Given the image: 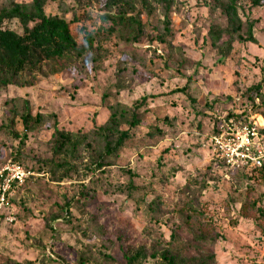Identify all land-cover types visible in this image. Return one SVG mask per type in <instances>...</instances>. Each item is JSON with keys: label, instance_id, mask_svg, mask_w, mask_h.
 <instances>
[{"label": "rangeland", "instance_id": "obj_1", "mask_svg": "<svg viewBox=\"0 0 264 264\" xmlns=\"http://www.w3.org/2000/svg\"><path fill=\"white\" fill-rule=\"evenodd\" d=\"M149 2L137 41L124 25L84 20L107 42L98 69L45 63L24 73L23 85L0 88V164L20 155L33 172L0 211V264H126L125 253L141 246L139 264H164L156 254L167 246L183 256L213 252L216 264H264V175L218 168L207 138L213 123L241 112L264 128L254 89L264 93V6L250 13L257 43L228 47L225 35L217 45L208 35L211 26H227L211 0H174L167 33L162 4ZM73 3L47 10L70 19ZM5 26L20 30L15 20ZM70 32L81 42L75 23ZM143 97L140 116L161 136L125 121ZM116 104L127 114L120 129H129V138L98 168L100 141L90 132ZM27 111L40 121L25 131ZM55 125L85 134L92 150L82 142L73 155L52 159ZM65 156L73 167L52 174L47 163Z\"/></svg>", "mask_w": 264, "mask_h": 264}, {"label": "trees", "instance_id": "obj_2", "mask_svg": "<svg viewBox=\"0 0 264 264\" xmlns=\"http://www.w3.org/2000/svg\"><path fill=\"white\" fill-rule=\"evenodd\" d=\"M157 1L162 4L164 30L167 33L172 23L171 13L174 0ZM56 2L64 3V0H0V88L23 85L22 75L40 70L45 63H61L63 67L78 65L82 69L86 67L91 70L98 69L100 63L109 54V50L106 48L107 42L105 38L100 37L97 33L88 31L84 26V20L110 21L111 25H124L130 28V32L133 34L132 39L137 41L143 33V24L140 19L142 11L146 13L151 11L149 0H74L70 8L72 16L68 19L64 14L47 10L50 4ZM210 4H212L211 8H218L227 18L226 27L216 28L211 26L208 31V35L213 37L214 45L218 44L222 35L227 37L228 47L231 46L233 41L257 43L253 35L256 20L250 17V13L254 8L263 7L264 0H211ZM78 9H82L81 12L79 10L80 14L75 12ZM13 20L19 24L20 30L17 31L5 26L7 22ZM73 23L76 24L81 42H78L77 37L70 32ZM110 28L112 29V27ZM156 39L162 41L159 36H156ZM260 88L261 86L257 85L254 89L259 95L260 103L264 106V93H260ZM183 90L184 87L179 91ZM252 100L254 101V98ZM145 101L146 98L143 97L139 103H135L129 118L125 121L130 128L146 125L151 129L147 132L149 136H161L162 130L156 123L153 121L146 122L140 116L139 109L143 108ZM116 105L110 106V115L107 121L102 125L95 126L90 132L93 135L92 138H98L100 141V149L95 156V164L98 168L109 165L113 158L118 155L125 140L129 138V129H120L121 120L127 114L121 111L120 104ZM229 118L252 124V118L249 114L241 112L227 115L220 118V121L213 123L211 133L207 138L213 134H218L221 130L222 120H228ZM22 120L25 131L32 129V125L29 124L30 121L33 123L40 121L38 114L33 118L28 111L24 114ZM153 120L156 121L157 119L154 118ZM262 129L259 131L264 133V128ZM196 134H200V132L197 131ZM22 135L23 137L26 136L24 133ZM85 137V134L72 136L70 132H65L55 125L52 137L49 140L52 148V159L55 158L54 156L61 154L73 155L82 142H85V145L92 150L93 146L90 142H87ZM208 147L210 148L209 142ZM9 159L26 167L20 161V155ZM212 160L218 168L227 171L239 172L245 176H251L253 172H260L264 175V167L246 173L239 170H228L222 163L217 162L213 156ZM47 164H49L52 174L61 167L69 168L74 165L71 164L70 159L67 160L66 156L59 163L50 160ZM24 183L16 187L15 190H19ZM79 195L85 197L82 191L79 192ZM170 248L171 246H167L156 254L164 264H216L213 252L204 255L183 256L172 252ZM124 257L126 264H139L146 258L145 247L130 248Z\"/></svg>", "mask_w": 264, "mask_h": 264}, {"label": "built area", "instance_id": "obj_3", "mask_svg": "<svg viewBox=\"0 0 264 264\" xmlns=\"http://www.w3.org/2000/svg\"><path fill=\"white\" fill-rule=\"evenodd\" d=\"M222 121L220 132L208 138L213 158L228 170L250 173L264 167V133L259 131L257 122L233 118ZM31 175L33 172L11 159L0 166V211L8 207L16 187Z\"/></svg>", "mask_w": 264, "mask_h": 264}]
</instances>
